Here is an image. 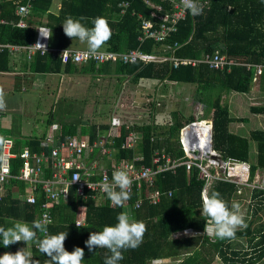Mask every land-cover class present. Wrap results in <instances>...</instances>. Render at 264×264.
Masks as SVG:
<instances>
[{
	"label": "trees",
	"instance_id": "trees-1",
	"mask_svg": "<svg viewBox=\"0 0 264 264\" xmlns=\"http://www.w3.org/2000/svg\"><path fill=\"white\" fill-rule=\"evenodd\" d=\"M52 4L53 0H34L28 16V26L19 27L13 24L20 18L16 13L14 0H0V20H5L0 21V41L28 44L35 39V26L46 20L45 23L52 29L50 44L66 46L68 41L72 40L63 32L62 23L66 17H85L86 20L82 22L89 28L93 27L92 21L96 17H103L111 30L110 39L103 44L108 51L124 53L137 49L160 55L201 58L205 53H213L218 49L235 62L223 69H216L203 61L196 65L181 64L174 67L169 60L161 63L141 60L130 63L124 62L121 57L115 62L106 60L101 71L106 75L115 74L118 78L122 75L129 76L134 84L146 77L195 84L192 103L201 105L202 115H205L199 119L191 116L184 121L182 112L177 108L163 124H135L131 129H127L126 123H123L119 136L114 137L115 150L111 154L112 157L122 160L140 155L142 159L139 163L144 165L152 163L156 151L180 158L184 155L180 142L181 129L190 122L211 119L213 148L223 159L249 162L251 180L257 172L264 174V129L254 128L247 135L232 132L230 125L233 122H245L248 118L233 116L225 101V96L232 91L249 92L252 89L257 65L263 66L260 82L264 90V3L261 0H200L199 4L203 6L202 14L193 16L189 11L186 18L176 24V30L161 40L144 34L143 20L154 21L155 27H158L159 21L152 15L154 9L145 0H61L58 13L52 11ZM163 7L171 10L167 3L163 4ZM75 39L78 38L73 40ZM168 45H172V48H167ZM9 61L10 55L7 52L0 53V70H8ZM27 63L33 72L81 71V68L72 62L63 65L58 54L49 52L41 54L38 51ZM95 64L96 61H91L83 69L93 71ZM250 111L254 114L264 113V106L252 105ZM51 123L49 120L48 124ZM108 127L104 124H94L91 128L86 125L79 128L77 122L63 123L59 139L67 141L71 136H85L91 132L93 141V138L107 131ZM132 129L141 134L136 147H122ZM33 149L39 151L41 148L33 145ZM1 152L2 149L0 156ZM12 152L19 154V147L13 148ZM84 156L87 165L101 158L104 165L110 167L111 157L109 154H103L97 147ZM12 161V171L16 173L21 159L17 156ZM199 171L198 166L194 165L189 170L185 164H181L175 171L166 170L156 176L153 187L163 191L172 190L173 195H163L159 203H143L140 208L131 211L135 219L146 224L147 230L138 248L123 251L124 259L119 264H212L216 257L224 264H256L264 259V221L255 223L256 219L261 220L260 212L264 210V188L242 186L229 180H216L211 185L209 192L219 191L229 206L233 201L239 202L245 190L250 196V213L245 217L247 228L238 229L235 239L221 240L204 232L206 222L200 210L201 192L206 179L199 176ZM27 194L29 191L24 181L12 178L10 182L0 183V226L10 227L14 221H24L31 225L34 220H43L46 194L38 190L34 203L27 200ZM136 199L137 194L132 193L128 202L133 204ZM84 205L85 222L78 227L77 214L79 207ZM123 211H126V203L123 207H117L105 193L96 199L89 192V196L83 198L77 195L76 188L72 186L66 201L59 199L52 205V220L48 224V232H67L65 249L71 252L74 247L83 248V264H104L108 250L97 248L94 252H89L85 241L91 232L101 231L106 225H115L117 215ZM37 235L43 238V234L37 232ZM244 238L249 243L246 247ZM26 246L34 260L45 264L48 257L39 251L35 243L26 245L19 242L5 248L0 237V255L5 252L15 253ZM167 258L175 262H167L170 260Z\"/></svg>",
	"mask_w": 264,
	"mask_h": 264
},
{
	"label": "built area",
	"instance_id": "built-area-1",
	"mask_svg": "<svg viewBox=\"0 0 264 264\" xmlns=\"http://www.w3.org/2000/svg\"><path fill=\"white\" fill-rule=\"evenodd\" d=\"M34 0H14L16 4V13L19 15V20L15 25L19 27H26L28 25L26 19L32 10ZM154 9L152 15L159 20L158 27H155V22L151 20H143L144 34L146 36L154 37L157 40L164 39L168 34L176 30V24L186 18L189 11L185 10L181 0H145ZM200 0H198L199 2ZM163 3H167L171 10H166ZM124 5L127 3H123ZM157 11H161L158 13ZM49 28L41 24L37 27L35 39L28 44H10L0 42V49L8 48L11 52L25 49L29 58L40 51L34 46L36 43L46 45V52L48 50L57 52L63 63H86L97 61L100 63L106 60L116 61L119 57L124 62H137L138 60L144 62L150 61H172L174 67L181 64L196 65L203 61L209 64L210 67L216 69H223L226 65L235 63L233 60L227 58L220 50H215L213 53H205L201 58L177 57L172 55H160L143 52L141 50L133 49L124 53H117L108 50H98V55L95 58L85 56L84 53L88 48L64 47L55 48L49 45L50 39H43L40 36L39 29ZM50 29V28H49ZM177 42L175 43V46ZM167 48H172L168 45ZM249 66V65H248ZM263 71L262 65H257L256 74L260 75ZM201 107V105H200ZM199 107V113L203 110ZM207 122L209 127L207 132L203 134L198 133L195 129L190 127L191 124L185 125L181 129L180 142L184 155L180 158H173L170 154L156 151L153 155L152 163L144 165L139 163L142 159L140 155H135L131 159L117 160L111 154L114 152L113 144L115 136H119L120 128L123 122L114 117L111 122V128L106 133L98 135L97 139L91 141L90 135L79 136L74 135L67 139V141H57L59 136V125L52 124L51 133L45 135L42 139V145L47 147V151L36 153L29 149H25L19 155L12 152V140L9 145L2 148L0 159V183L10 182L12 178L19 179L27 183V200L31 203L37 200V191L41 190L46 195V201L43 203L44 212L43 220L51 218V207L59 199L66 201L71 192V187L74 186L77 195L87 198L89 192L94 198H99L104 192L101 190L100 184L106 176L108 181L112 180V173L117 168L127 169L132 178V185L130 192L137 194V199L133 204L126 201V211L131 214L133 209L140 208L143 203L157 204L161 201L163 195L171 197L172 190L163 191L160 188L153 187L156 176L166 170L175 171L177 166L185 164L187 169H191L194 165L198 166L199 176L206 179V184L203 189L209 188L216 180H229L236 182L239 185L249 187L264 188V174H256L253 180L250 179V164L237 159H223L221 154L213 148L211 135L212 123L210 120H203ZM196 124L197 121H194ZM127 129H131V124L125 125ZM139 131H130L126 141L122 147L135 148L140 139ZM8 139V138H7ZM57 142V143H56ZM56 143V144H55ZM103 154H109L110 167L104 165L101 158H97L94 163L87 165L84 160V154L89 155L95 148ZM19 156L21 162L18 165L16 173L12 171V159ZM52 169L53 175L45 177L44 170ZM96 177V178H95ZM81 208V207H79ZM86 206L78 211L76 224L82 225L85 222Z\"/></svg>",
	"mask_w": 264,
	"mask_h": 264
},
{
	"label": "crops",
	"instance_id": "crops-1",
	"mask_svg": "<svg viewBox=\"0 0 264 264\" xmlns=\"http://www.w3.org/2000/svg\"><path fill=\"white\" fill-rule=\"evenodd\" d=\"M166 4V3H163ZM61 5V0H53L52 4V11L54 13H58ZM27 17L26 21L28 22ZM1 22H5V20L1 19ZM44 20V25L48 26ZM41 25H36V33L37 27ZM28 26V25H27ZM49 27V26H48ZM50 28V27H49ZM51 29V28H50ZM36 37V36H35ZM51 39V38H50ZM1 42V41H0ZM4 43V42H2ZM9 43V42H6ZM13 44V43H10ZM49 45L55 48H64V47H75V48H88L86 42H82L79 39L69 40L66 46H59V45H51L49 40ZM100 50H107L103 45L100 47ZM7 52L10 55L9 61V69L8 70H0V87L3 88L5 93V101H6V108L4 110H0V135H4L3 137L12 140V147L13 148L19 147V152L25 150L26 148L31 150L32 152H42L47 151L45 146L42 145V139L45 135H49L51 133L52 124H58L59 129L61 128V124L74 122V117L76 115L71 114L70 111L78 112L79 121L76 120L75 122L78 123L79 128L82 125H86L87 128H91L94 124L97 125H108V130L111 128V122L114 117L120 119L123 123L131 124V127L135 124H146L154 122L156 124H163L167 121V115L171 114V112H167L169 101L168 95H171L170 91L167 87L170 84H178L179 82L176 81H164L163 79H156L151 77L141 78L137 84H134L129 78V76L122 75L118 78L117 75L111 74L106 75L104 71H101L103 68V63L96 61L95 70L93 71H85L83 68L88 66L90 62L86 63H74L77 67L81 68L80 72H60V73H40V72H33L30 70L28 61L32 60L36 52L32 55L31 58L28 57L27 51L25 49H20L18 51L11 52L8 48L0 49V53ZM38 52V51H37ZM40 52V51H39ZM47 52L56 55L57 52L48 50ZM41 53V52H40ZM45 54V53H41ZM60 57V56H59ZM93 62V61H92ZM63 63V62H62ZM112 63V62H111ZM66 63H63L65 65ZM114 66V63H112ZM57 76L55 79L54 77ZM59 76V77H58ZM167 79V78H166ZM168 80V79H167ZM256 82V81H255ZM132 85L137 87L138 89L134 90V98L132 99V105L136 104V98H139V89L140 86L143 87V96L140 97L142 99V104L148 100L153 98L151 101V105H149L148 110H145L149 118L146 121L136 122L130 121L131 123L124 122L121 118L124 116L121 113V109H119V103L114 100L113 106L107 113L108 114L107 120L100 121L98 118H102V112H98L95 109L94 101H98L101 96V92L105 91L102 95H105L104 98L108 99V95L111 97H125V90L128 85ZM254 85L249 92H237L232 91L228 95L225 96V101H227L231 113L235 117H245L242 114H239L238 111L243 109H238L237 107L242 108L244 105L248 106L249 111L252 105H262L264 106V91L261 89V82ZM54 86V87H53ZM41 87L48 88L50 91L48 92V100L45 106L40 105V100L36 97L34 98V90L40 89ZM57 87V89H53ZM147 88H155V95H151L148 93ZM53 89V90H52ZM162 89V90H161ZM170 85V90H171ZM52 91V92H51ZM168 91V92H167ZM111 93V94H110ZM80 94V95H79ZM173 94V93H172ZM137 95V96H136ZM52 96L59 98V102L65 103L66 111L67 112H58L56 108V104H52ZM151 96V97H149ZM149 97V98H148ZM230 97V100H228ZM232 97V98H231ZM34 98V101L32 100ZM189 99V98H186ZM136 101V102H135ZM82 104H77V103ZM166 104L164 105L163 104ZM192 102V101H191ZM189 102V103H191ZM75 104V105H74ZM84 104L87 108L84 109ZM148 108V104H147ZM176 108V107H175ZM247 108V110H248ZM47 110V112H46ZM175 110V109H173ZM172 110V111H173ZM233 111L236 113L233 114ZM45 112L44 118H40L39 113ZM68 113H70L68 115ZM168 113V114H167ZM250 116L248 121L245 122H233L230 125V130L232 132L240 133L244 127V123H251L253 125L252 129L254 128H262L264 129V113L254 114L250 111ZM252 116V117H251ZM258 118H261L259 121ZM34 121L33 123L24 122V120ZM47 119V122H46ZM73 119V120H72ZM258 120V121H253ZM49 120H51V124H48ZM72 120V121H70ZM202 121L200 120V123ZM47 123V124H46ZM235 124V125H234ZM32 125L33 128L30 126ZM242 128V129H241ZM251 129V130H252ZM134 130V129H133ZM246 132L245 135L249 134L250 131ZM107 131L103 132L106 133ZM138 131V130H134ZM91 132L86 134L91 135ZM102 133V134H103ZM60 132L57 138V141H61L60 139ZM97 139V137L93 138ZM37 142V143H36ZM57 143V142H56ZM55 143V144H56ZM37 145L38 148H41L39 151L33 149V145ZM17 154V153H15ZM19 155V154H17ZM45 177H51L53 175V171L50 168L44 170ZM77 192V191H76ZM83 209V206L79 208V211Z\"/></svg>",
	"mask_w": 264,
	"mask_h": 264
},
{
	"label": "clouds",
	"instance_id": "clouds-1",
	"mask_svg": "<svg viewBox=\"0 0 264 264\" xmlns=\"http://www.w3.org/2000/svg\"><path fill=\"white\" fill-rule=\"evenodd\" d=\"M261 2L264 3V0H261ZM181 3L185 10L190 11L193 16L200 15L203 12V6L199 4L198 0H181ZM85 20V17L74 18L69 15L62 23L63 32L72 40L78 38L80 41L86 42L88 50L84 55L95 58L100 47L110 39L111 30L107 20L103 17H96L92 21L93 27L91 28L86 27L82 22ZM39 32L43 39L52 37V29L41 28ZM34 46L46 52V45L38 42ZM5 108V93L3 88L0 87V110ZM203 120H210L212 123L211 119H201V121ZM196 121L200 122L199 120ZM10 143V139L0 136V149L5 148ZM2 158L0 156V159ZM257 174H260V172H257ZM131 185L132 178L128 170L117 168L112 173V180L109 182L105 176L100 187L113 205L123 207L125 202L131 198ZM201 199L202 208L200 212L206 222L205 233L221 240L235 239L238 229L247 228L245 215L238 201H233L229 206L219 191L209 192L207 188L202 190ZM116 220L115 225H106L101 231L91 232L89 238L85 241V246L89 252H94L97 248L108 250L104 264H119L124 259L123 251L138 248L147 230L146 224L142 220L135 219L127 211L120 212ZM50 223L51 220L47 219L34 220L31 225L24 221H14L10 227L0 226V237H2L3 246L7 248L19 242H24L26 245L35 243L39 251L48 257L45 264H83L84 249L77 246L74 247L73 251H67L64 243L68 233L50 234L48 232V224ZM37 232L43 234V238L38 237ZM26 249L27 246L20 248L15 253L5 252L0 255V264H39V261L34 260L31 252Z\"/></svg>",
	"mask_w": 264,
	"mask_h": 264
},
{
	"label": "rangeland",
	"instance_id": "rangeland-1",
	"mask_svg": "<svg viewBox=\"0 0 264 264\" xmlns=\"http://www.w3.org/2000/svg\"><path fill=\"white\" fill-rule=\"evenodd\" d=\"M218 50V49H217ZM59 77V76H58ZM55 79L57 78V76L54 77ZM164 81H171V80H167V79H163ZM256 81V82H255ZM259 83H260V75H257L255 74L254 76V83H253V86L258 84L257 86H259ZM170 85H171V90H170ZM167 89L170 91L171 95H168V99L169 101L167 102L168 106L165 108H167V112H172L173 109H179L181 112H182V116H183V120H188L189 117L193 116L197 119L201 118V117H205V115H202L203 113H199V107L200 105H197V103L195 102H191L193 99V95H194V91H195V88H196V85L195 84H190V83H178V84H170ZM261 86V85H260ZM54 87V86H53ZM53 89H57V87L53 88ZM52 89V90H53ZM138 89L137 87L135 86H132V85H128V87L126 88L125 90V97H111V95L109 96L108 95V99L107 98H104L105 95H102L105 91H102L101 92V96H100V99L99 102L98 101H94L93 104L95 109L103 111L102 112V115L103 117L102 118H98L100 121H105L107 120V117H108V114H104V113H107L110 108L113 106L114 104V100H116L117 103H119V109H121V113H123V117L121 118L123 121L125 122H128V123H131L130 121H136V122H142V121H146L148 120L149 118H147L148 116L145 115L147 112L145 110H148L150 109L149 108V105H151V101H153V98L151 96V99L146 101V103L148 104V108H147V104L144 103H140L143 96V87L140 86V93L138 94L139 95V98L135 97L137 100L136 104L135 105H132V99L134 98V90ZM262 89V88H261ZM162 90V89H161ZM263 90V89H262ZM50 90L48 88H45V87H41L40 89H36L34 90V98L36 97L37 99L40 100V105L42 106H45L46 105V102L48 100V92ZM147 91L148 93H151V95H155L156 93H159V92H155V88H147ZM264 91V90H263ZM52 92V91H51ZM168 92V91H167ZM173 93V94H172ZM111 94V93H110ZM80 95V94H79ZM137 96V95H136ZM148 97V98H149ZM34 98L32 99L34 101ZM186 98H189V99H186ZM230 100V97H228ZM232 98V97H231ZM59 98H56L55 96H52V102H51V105L52 104H56V108L58 107L57 111L58 112H67L66 109V105L65 103H62V101H58ZM140 100V102H139ZM191 102V103H189ZM77 104H82V103H77ZM164 104V102H163ZM75 105V104H74ZM166 105V104H164ZM176 107V108H175ZM87 108V106L84 104V109ZM238 109H243L242 110H239L238 113L239 114H242L246 117L247 116H250V111H249V108L248 106L246 107V105H244L242 108L240 107H237ZM248 108V110H247ZM200 109H202V107H200ZM47 112V110H46ZM71 114H74L76 115L74 117V122L76 120L79 121V115L80 113L78 112H74V111H70ZM236 112L233 111V114H235ZM70 113H68L69 115ZM168 114V113H167ZM197 115V117H196ZM45 116V112H42V113H39V116L40 118H44ZM167 119H169V114L167 115ZM252 117V116H251ZM261 120V118H258V120ZM73 120V119H72ZM70 120V121H72ZM258 120H254L253 121H258ZM259 120V121H260ZM28 122V123H33L34 121H32L30 119V121L28 120H24V122ZM77 121V122H78ZM46 122H47V119H46ZM73 122V121H72ZM47 124V123H46ZM244 127L242 129V131H240V134L241 135H245L246 132H248L249 130H251L254 126L251 125V123H244ZM235 125V124H234ZM32 128L33 126L30 125ZM253 126V127H252ZM255 152V150H253ZM239 203L241 204V208H242V212L244 213L245 217H246V214L249 212V204L251 203L250 202V196H249V193L247 190H245V192L243 191V194L242 196L240 197V200H239ZM250 213V212H249ZM260 216H261V220L259 219H256L255 223L258 224L260 222H263L264 221V210L262 212H260ZM244 242H245V247L249 244L248 243V240L246 238H244ZM170 259V260H169ZM169 260V261H167ZM167 260H163V261H167V262H175L173 259L171 258H167ZM212 264H224L223 261L219 258V257H216L213 261ZM256 264H264V259L263 260H260L258 261Z\"/></svg>",
	"mask_w": 264,
	"mask_h": 264
},
{
	"label": "bare ground",
	"instance_id": "bare-ground-1",
	"mask_svg": "<svg viewBox=\"0 0 264 264\" xmlns=\"http://www.w3.org/2000/svg\"><path fill=\"white\" fill-rule=\"evenodd\" d=\"M200 121V120H199ZM193 128L196 132L203 134L204 132H207L209 127L207 126L206 121L197 122L195 125H193Z\"/></svg>",
	"mask_w": 264,
	"mask_h": 264
},
{
	"label": "water",
	"instance_id": "water-1",
	"mask_svg": "<svg viewBox=\"0 0 264 264\" xmlns=\"http://www.w3.org/2000/svg\"><path fill=\"white\" fill-rule=\"evenodd\" d=\"M194 123H195L194 121L190 123V124H191V125H190L191 128H192L193 125H195ZM211 135L213 136V130H212V127H211ZM212 145H213V144H212Z\"/></svg>",
	"mask_w": 264,
	"mask_h": 264
}]
</instances>
